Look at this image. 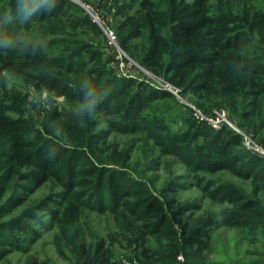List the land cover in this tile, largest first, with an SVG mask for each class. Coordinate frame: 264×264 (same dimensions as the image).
<instances>
[{
	"label": "trees",
	"instance_id": "trees-1",
	"mask_svg": "<svg viewBox=\"0 0 264 264\" xmlns=\"http://www.w3.org/2000/svg\"><path fill=\"white\" fill-rule=\"evenodd\" d=\"M216 1L219 6L213 8L211 0H164L163 3L134 0V7L128 4L133 12L127 15L124 25L130 27L127 38H140L132 47V56L184 93L197 96L202 108L224 106L239 119L250 120L258 135L264 132V1L232 0L239 6L237 11L227 4L228 0ZM0 2V42L11 41L32 22H51L57 16L71 17L67 24L97 28L86 10L73 0H39L38 10L27 18L21 13L27 12L36 0ZM125 38L126 35L122 36L123 40ZM20 56L16 46L0 45V76H4V72L21 76L25 84L45 88L69 102L93 90L104 98L94 109L86 111L88 115L107 116L120 130H152L151 136L163 154L176 156L193 172L227 169L240 177L251 178L254 192L248 195L203 177V181H197L199 187L208 196L227 201L230 207L222 219L211 211L194 215L190 212L197 206L178 202L174 194L181 186L178 179H171L161 195H157L127 171L100 163L93 155L95 151L58 150L45 138L27 135V121L20 107L0 99V158L3 162L0 170L12 180L10 194L0 202V212L10 213L47 181H55L70 192L79 190L83 196H90L93 203L99 200L100 193H109L112 204L108 209L116 234L138 247L141 264H168V259L178 252V242L174 240L180 241V234L187 246L195 245L220 222L238 227L263 226L264 229V203L257 198L264 192V157L246 146L241 132L229 124L224 125L219 131L209 133L211 140L203 154L193 152L145 118L148 107L171 93L148 81L125 75L105 80L99 70L86 73L84 79L73 84L50 69L35 63L25 64ZM11 110H18L20 114L12 115ZM102 138L104 136L95 133L96 143ZM97 148L102 154L111 150L124 165L131 159V150L127 147L109 144L107 149ZM35 214L31 209L0 220V264H12L7 256L16 246L15 240L21 238L16 230L28 236L32 228L26 220ZM59 231L65 247L78 248V237L71 226L62 221ZM114 243L115 237L110 231L107 237L94 240L90 244L92 262L117 264L113 257ZM63 244L57 243L60 254H64ZM168 245H177V249L168 251ZM27 264L46 262L29 255ZM191 264L203 263L197 259Z\"/></svg>",
	"mask_w": 264,
	"mask_h": 264
},
{
	"label": "rangeland",
	"instance_id": "rangeland-1",
	"mask_svg": "<svg viewBox=\"0 0 264 264\" xmlns=\"http://www.w3.org/2000/svg\"><path fill=\"white\" fill-rule=\"evenodd\" d=\"M73 1L86 10L97 28L67 24L72 18L62 16H57L51 22H32L10 41V45L18 48L21 61L27 65L35 63L38 67L50 69L73 84L94 70H99L98 73L105 80H115L116 76L125 75L139 81H148L171 93V96L155 101L145 110V118L183 148L203 154L211 140L209 133L219 131L229 124L244 135V143L248 148L264 157V132L257 135L250 120L239 119L224 106L209 105V110L202 108L197 96L191 92L184 93L179 88L178 92H174L172 84L168 82L170 86L166 85L164 78L152 73L132 56V47L140 38H127L130 27L124 25L127 15L133 12L128 4L132 3L134 7V0ZM211 2L213 8L219 6L218 1ZM227 4L235 11L239 8L232 0H228ZM108 30L114 31L118 45L126 53L122 58L124 70L119 67L120 58L115 55L117 48L111 43ZM125 35L123 40L122 36ZM31 44H34L32 48ZM3 75L0 76V99L20 107L27 121V135L45 138L58 150L80 148L90 153L95 151L93 155L98 157L100 163L127 171L134 178L145 182L157 195H161L167 183L176 178L181 186L174 194L178 202H191L197 206L190 212L194 215L211 211L222 219L230 207L227 201L212 198L199 187L197 181H203V177L253 195L254 184L251 178L240 177L227 169L193 172L176 156L163 154L151 136L152 130H120L112 125L107 116L82 113L81 105L85 96L69 102L64 96H58L45 88L25 84L21 76L6 72ZM9 113L18 115L20 111L11 110ZM95 133L104 138L96 143ZM109 144L131 150V159L126 165L116 160L111 150L102 154L97 148L107 149ZM2 163L0 158V167ZM11 181V177L1 169L0 202L10 194ZM98 196L99 200L93 203L90 196H83L79 190L70 192L55 181H47L21 204L14 206L10 213L0 212V220L22 215L31 209L36 212L33 218L26 220L32 228L28 236L16 230L21 238L15 240L16 246L7 256L9 261L12 264H27L29 255H32L46 264H94L90 257V244L96 239L107 237L110 231L115 237L113 257L117 264H141L138 247L116 234L108 209L112 204L110 194L100 193ZM257 198L264 203V192H260ZM103 199L105 203H102ZM62 221L64 225L71 226L73 234L78 237L77 249L64 246L59 231ZM177 228L180 230L178 225ZM179 236L180 241L174 240V243L178 242V252L168 259V264H191L197 259H201L203 264H264L263 226L238 227L220 222L211 228L206 237L200 238V243L191 246L182 241L181 234ZM58 242L63 244L64 254L58 251ZM177 245H168L166 249L175 251ZM194 252L198 254L194 255Z\"/></svg>",
	"mask_w": 264,
	"mask_h": 264
},
{
	"label": "clouds",
	"instance_id": "clouds-1",
	"mask_svg": "<svg viewBox=\"0 0 264 264\" xmlns=\"http://www.w3.org/2000/svg\"><path fill=\"white\" fill-rule=\"evenodd\" d=\"M39 6V0H36V4L29 8L27 12L21 13L25 18L28 16H31L33 13H35L38 10ZM10 41H3L0 42V45L4 47L10 46ZM103 96L98 95L93 90H88L85 93L84 97V103L81 105V112L90 111L91 109H94L100 102L103 100Z\"/></svg>",
	"mask_w": 264,
	"mask_h": 264
},
{
	"label": "built area",
	"instance_id": "built-area-1",
	"mask_svg": "<svg viewBox=\"0 0 264 264\" xmlns=\"http://www.w3.org/2000/svg\"><path fill=\"white\" fill-rule=\"evenodd\" d=\"M107 35H108V37H109V39H110V41H111V43H113L114 45H115V47L117 48V50L115 49V55L118 57V58H120V60H119V67H121V69H123L124 70V68H125V65H124V62H123V60H122V58H124L125 56H126V53L124 52V50L118 45V43H117V41H116V35H115V33H114V31H112V30H108L107 31ZM166 85H169L170 86V84L167 82L166 83ZM171 88V87H170ZM172 89V88H171ZM174 90V92H178L179 90H178V88L177 87H175L174 86V88H173ZM224 117V116H223ZM225 119V118H224ZM236 130H238V129H236ZM239 131V130H238Z\"/></svg>",
	"mask_w": 264,
	"mask_h": 264
},
{
	"label": "water",
	"instance_id": "water-1",
	"mask_svg": "<svg viewBox=\"0 0 264 264\" xmlns=\"http://www.w3.org/2000/svg\"><path fill=\"white\" fill-rule=\"evenodd\" d=\"M92 12V10H90ZM93 13V12H92Z\"/></svg>",
	"mask_w": 264,
	"mask_h": 264
}]
</instances>
